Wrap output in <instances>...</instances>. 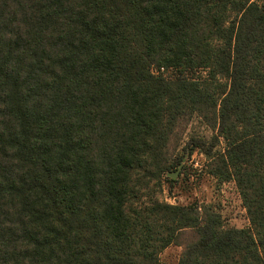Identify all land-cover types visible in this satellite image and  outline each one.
Returning a JSON list of instances; mask_svg holds the SVG:
<instances>
[{
  "label": "trees",
  "instance_id": "1",
  "mask_svg": "<svg viewBox=\"0 0 264 264\" xmlns=\"http://www.w3.org/2000/svg\"><path fill=\"white\" fill-rule=\"evenodd\" d=\"M185 115L216 133L175 161L250 226L144 200ZM184 228L177 264H264V0H0V264H159Z\"/></svg>",
  "mask_w": 264,
  "mask_h": 264
},
{
  "label": "rangeland",
  "instance_id": "2",
  "mask_svg": "<svg viewBox=\"0 0 264 264\" xmlns=\"http://www.w3.org/2000/svg\"><path fill=\"white\" fill-rule=\"evenodd\" d=\"M249 1L259 3L261 0ZM152 70L161 71L156 68ZM202 73L205 71L203 70ZM165 74L167 75L168 72ZM215 133V129L196 115H185L179 118L167 144L168 161L173 163L168 172L172 175L162 173L160 187L154 186L147 189L144 200L151 198L179 205L194 204L198 207L200 215L208 216L210 211L216 213L222 228L248 227L250 226L248 216L233 179L222 180L210 174L208 172L209 160L197 149L185 153L178 162L175 161L190 136L199 135L208 140ZM222 146L223 142L219 137L215 148L219 149ZM196 237L197 231L194 228L182 229L177 240L162 248L158 253L159 264H177L184 245Z\"/></svg>",
  "mask_w": 264,
  "mask_h": 264
},
{
  "label": "water",
  "instance_id": "3",
  "mask_svg": "<svg viewBox=\"0 0 264 264\" xmlns=\"http://www.w3.org/2000/svg\"><path fill=\"white\" fill-rule=\"evenodd\" d=\"M167 174H170V175H172V173H171V172H167Z\"/></svg>",
  "mask_w": 264,
  "mask_h": 264
}]
</instances>
